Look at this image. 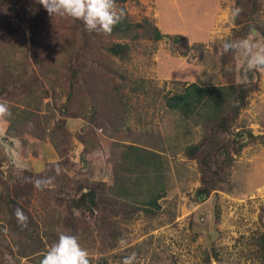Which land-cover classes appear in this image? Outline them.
I'll use <instances>...</instances> for the list:
<instances>
[{
	"label": "trees",
	"instance_id": "16d2710c",
	"mask_svg": "<svg viewBox=\"0 0 264 264\" xmlns=\"http://www.w3.org/2000/svg\"><path fill=\"white\" fill-rule=\"evenodd\" d=\"M129 1L116 0L125 18L111 34L102 35L87 31L81 21L50 16L37 0H0V102L12 112L0 121L7 125L3 139L29 136L47 142L59 159L46 163L39 173L0 172V264L7 259L40 264L63 230L89 236L84 216L95 211L110 213L97 221L112 235L117 215L126 222L137 215L157 216L170 190V173L177 175L178 166L189 161H195L200 173L197 195L210 196L227 183L235 157L250 145H264V135L236 126L247 96L257 86L218 83L216 78L212 85L187 83L164 97V108L178 116L172 135L141 131L140 116L139 129L127 125L130 113L137 111L127 90H138L129 64L135 56L152 57L166 37L147 18L132 20L126 9ZM235 8L241 12L232 20V35L225 42L248 35L264 39V0H234ZM171 45L183 54L190 50L181 36L171 37ZM203 52L200 46L199 57ZM223 57L221 63L226 61ZM227 74L232 70L223 69L221 75ZM68 119H79L87 127L73 136L66 129ZM102 135L108 138L112 180L70 175L74 141L84 164V157L100 146ZM48 177L54 178L50 186L34 187L37 179ZM17 208L29 217L27 228L18 225ZM252 243L257 257L264 258V231ZM213 256L217 261V254Z\"/></svg>",
	"mask_w": 264,
	"mask_h": 264
},
{
	"label": "rangeland",
	"instance_id": "374dc122",
	"mask_svg": "<svg viewBox=\"0 0 264 264\" xmlns=\"http://www.w3.org/2000/svg\"><path fill=\"white\" fill-rule=\"evenodd\" d=\"M233 4L234 0H130L126 4L132 20L147 18L169 37L157 43L152 57L135 56L129 64L128 71L138 90L127 93L132 95L131 105L137 107L140 115L132 111L127 125L139 129L140 116L141 131L153 130L163 137L172 135L178 116L164 108V97L180 92L187 83L212 85L217 83L215 78L218 83L255 84L257 89L247 96L245 104L249 106L252 102L250 106L257 108L264 119V72L250 70L247 57L240 51L223 52V43L232 35ZM262 18L264 21V15ZM174 36L185 39L190 48L187 54L180 47H172ZM247 39L264 46L261 36L248 35ZM200 46H204V52L199 57ZM221 57L226 59L224 63ZM223 69L232 70V75L223 77ZM141 86L144 88L140 89ZM246 122V118L238 119L236 126ZM6 127V123L0 122V172L12 170L18 175L27 169L39 173L46 163L59 160L47 142L29 136L24 140H4ZM86 127L79 119L66 121V129L73 136ZM105 140L108 138L103 136L100 146L84 157V164L80 162L81 148L75 140L69 156L73 162L70 175L95 181L107 176L105 181L110 182L109 148ZM244 167L241 164L238 170ZM258 167L257 164L251 168L248 177L247 174L239 177L230 169L227 183L205 196L196 193L201 183L195 161L186 162L178 166L177 175L174 176L175 171L170 173V190L161 201L163 210L157 216L137 215L135 221L126 222L117 215L113 220L118 227L112 235L97 221L98 216L110 213L95 211L93 216H84L83 228L90 235L82 233L79 242L88 250L91 264H121L132 253L136 254L137 264H264V258L257 257L258 250L252 243L253 237L264 231V186H260L264 176L255 172ZM244 177L254 181L248 183ZM121 240L126 242L125 246L120 245ZM213 254H217V261ZM4 264L30 263L7 259Z\"/></svg>",
	"mask_w": 264,
	"mask_h": 264
},
{
	"label": "clouds",
	"instance_id": "9594fccd",
	"mask_svg": "<svg viewBox=\"0 0 264 264\" xmlns=\"http://www.w3.org/2000/svg\"><path fill=\"white\" fill-rule=\"evenodd\" d=\"M37 2L50 16L81 21L87 31L102 35L111 34L126 15L124 9L117 5L116 0H37ZM240 12L239 8L233 9L230 18L234 21ZM222 47L224 53L242 52L247 57L250 70L264 72V46L261 44L243 38L225 42ZM11 116L12 112L8 104L0 102V121ZM53 179L51 177L37 179L34 187L43 190L53 183ZM15 217L22 229L28 227L29 217L22 209H15ZM119 243L121 246L126 245L123 240ZM40 264H91V261L88 250L82 247L77 236L60 232L57 241L45 253ZM121 264H137L136 254L132 253L124 257Z\"/></svg>",
	"mask_w": 264,
	"mask_h": 264
},
{
	"label": "crops",
	"instance_id": "0c3cea01",
	"mask_svg": "<svg viewBox=\"0 0 264 264\" xmlns=\"http://www.w3.org/2000/svg\"><path fill=\"white\" fill-rule=\"evenodd\" d=\"M250 105H253L252 102L250 103ZM249 106H246L245 104L240 112L239 119L246 118L247 120V122L244 123V125L240 123V126H244L250 129L255 136L264 135V119L261 118L257 108L255 109L254 106H250V108L248 109ZM74 124L76 125V122H74ZM261 151H264V145L253 144L246 147L242 151L240 156L235 157V162L231 169L234 170V172L239 177H241L242 175L245 176L246 174L248 177L252 173L251 168L255 167V165L258 164L259 167L255 170V172L258 174L262 172L264 176V154H262ZM241 164H244L245 167L243 169L241 168V170L239 171L238 168L241 167ZM246 178L244 177L245 181L247 182L248 180ZM105 179H107V176H105V178H103L102 181H105ZM253 181L254 180L252 181L249 180L248 183H251ZM260 186H264V178Z\"/></svg>",
	"mask_w": 264,
	"mask_h": 264
},
{
	"label": "water",
	"instance_id": "95a60500",
	"mask_svg": "<svg viewBox=\"0 0 264 264\" xmlns=\"http://www.w3.org/2000/svg\"><path fill=\"white\" fill-rule=\"evenodd\" d=\"M165 39L168 40L169 37H165ZM177 42H178V40L175 38V39L173 40V43L175 44V43H177Z\"/></svg>",
	"mask_w": 264,
	"mask_h": 264
}]
</instances>
